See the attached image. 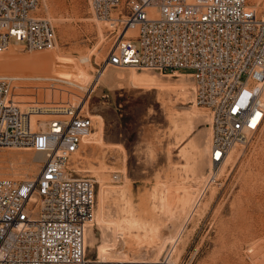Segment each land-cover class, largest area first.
Returning <instances> with one entry per match:
<instances>
[{"label": "built area", "instance_id": "obj_1", "mask_svg": "<svg viewBox=\"0 0 264 264\" xmlns=\"http://www.w3.org/2000/svg\"><path fill=\"white\" fill-rule=\"evenodd\" d=\"M88 2L98 20L111 22L113 34L89 79L0 74V147L43 155L34 177L0 178V264H170L167 251L155 261L123 262L86 250L96 182L76 164L93 130L88 104L108 67L171 74L190 68L194 102L210 113L212 162L264 123V17L248 0ZM38 5L0 0V52L11 44L26 50L54 45V25ZM28 87L59 92L22 100ZM120 177L112 172L113 180Z\"/></svg>", "mask_w": 264, "mask_h": 264}, {"label": "rangeland", "instance_id": "obj_2", "mask_svg": "<svg viewBox=\"0 0 264 264\" xmlns=\"http://www.w3.org/2000/svg\"><path fill=\"white\" fill-rule=\"evenodd\" d=\"M248 2L260 16H264V0ZM37 12L54 25L61 53L78 56L91 51L90 62L79 65L80 71L77 72L67 70L60 65L61 62L50 68H23L15 65L16 62L30 55L44 54L56 59V54L51 48L26 50L12 45L0 52V74L59 75L79 81L89 79L113 41L108 21L96 18L88 0H39ZM51 15L60 17V24L53 21ZM71 56L60 60L72 62ZM129 71L108 67L100 76L88 104V114H99L103 119L105 142L117 145L103 149L104 156L101 157L102 152L95 144L84 143L82 148H87L88 154L85 155L92 156L91 161L86 163L82 156L81 163L76 164L81 175L94 179L95 172L89 166L104 165L106 171L102 181L107 191L106 215L111 218L126 216L127 207L122 199H127L135 209L134 215L141 218L142 212L153 203V190L158 194L166 189L174 192L176 197L171 208L178 209L181 205L177 198L187 187L191 192L190 200L194 202L191 207L176 210L177 217L171 220H167L161 207L154 216L155 221L165 220L167 223L161 231L163 236L178 238L175 252L169 260L177 256L179 264H264V123L256 134L234 144L236 158L233 163L226 164L220 171L218 165L210 167L209 160L201 167L198 163L202 154L190 150L191 142L198 131L211 132L210 119H195L189 123L183 117L191 105L186 98L165 89L133 87L128 81ZM181 71L192 70L182 68ZM120 72L124 78H119ZM136 72L143 78L163 84L178 81L177 76H168L171 74L168 71ZM45 96L52 99L54 95ZM38 98L41 99L40 96ZM49 102L51 100L44 104ZM197 109L209 115L206 108L197 105ZM91 118L94 122L92 131H95L97 120ZM42 162L43 155L32 149L0 147V178L21 180L31 177L38 173ZM114 171L121 174L117 181L112 178ZM111 184L117 188H107ZM98 187L99 181L95 185L96 195ZM212 189L214 193L210 197ZM154 200L159 204L157 199ZM93 231L96 243L101 238V229L95 225ZM143 244L135 254L141 260L152 259L156 246L149 244L148 240ZM126 245L118 243L115 250H127L133 242ZM87 249L90 256L97 255L95 249ZM169 249L168 243L159 257Z\"/></svg>", "mask_w": 264, "mask_h": 264}, {"label": "bare ground", "instance_id": "obj_3", "mask_svg": "<svg viewBox=\"0 0 264 264\" xmlns=\"http://www.w3.org/2000/svg\"><path fill=\"white\" fill-rule=\"evenodd\" d=\"M51 18L53 21H56L58 23L61 21L59 19L60 17L57 18L51 15ZM108 24L110 25L111 22L108 21ZM62 28L63 27H61V29ZM12 45L18 46L16 44H11L10 46ZM18 47L23 49L21 46H18ZM50 48L56 54V59H51L49 56L44 55V54L34 55V56L30 55L16 62L15 65H18L23 68L25 67H38V68L49 67L50 68V67L56 66V64L61 62L60 65L66 67L67 70L77 72L79 70V65L81 66V64L83 63L86 65L88 64V62H90V52L91 51L86 54H81L78 56H71L68 54L65 55L61 53L58 50V44L56 42ZM30 50H43V49H30ZM70 56L71 58H73L72 62L71 60L65 61V62L60 60L64 58H70ZM136 71L137 70L130 69L129 74H128V81L133 87L165 89L168 92L173 91L174 94L179 97L186 98L187 99L186 102L191 103V105L188 109H186L185 113L183 114V117L186 120H188L189 123L191 124L193 123L195 119H197L198 121L202 119L203 120L210 119L209 118L210 113L208 110L207 111L209 115H207L204 112L198 111L197 109V105L194 102V82L190 80V74L186 72H182V71H176L174 74H168V76H177L178 81H173V82L170 81V82H166L163 84L151 78H148V79L143 78L142 76L138 75ZM118 76L119 78L125 77L122 72H120ZM19 77L25 79V78H30V75L28 76L19 75ZM49 78H53V77L49 76ZM190 85H191V90H190ZM33 88L34 87L26 88L25 94H21V97H23V99L26 100V99H30L32 95L34 96L38 92H40V94H43V95H55L59 92L56 90L54 91V90H49V89L45 90L43 88H38V89H33ZM42 106H48V104H42ZM90 115L96 118L97 127L95 131H92L90 133V135L86 138L84 143L95 144L99 148V150L102 152L100 156L103 157L104 156V151H102L103 149H107L108 147H115V145L117 144H109L105 142L104 133H103L104 131H103L102 117L99 114L90 113ZM175 126H177V123H175ZM210 136H211V132L209 131H206L204 129L198 131L194 135V137H192L193 139L191 142L190 150L194 152L196 151L198 152V154L199 153L202 154L201 156L202 159L200 160V163H198L201 167L210 161L208 163L210 167H213L212 165H218L217 169L220 171L224 169L226 164L234 162L236 158L235 157L236 146L235 145L230 146L227 150L226 155L219 162H212L210 160ZM21 148L29 149L27 147H21ZM84 158H85V161L87 162V161H91L90 159L92 158V156L84 155ZM89 169L95 172V175H96L95 182L97 183L99 181V187H98L99 189L95 197L96 207L94 209V214H93V223L87 228V231H86V250H88L87 248L95 249L97 256L100 257L102 260H110V261L119 260L123 262H129L132 260H141V257H138L135 254V251L139 249L142 245H144L143 244L144 241L148 240L149 244L156 246L155 247L156 252L154 253L153 258L149 259L148 261H155L157 257H159V254L161 253V251L165 249V246L168 243L170 244V249H169V252H167V254L168 253L169 255L174 254L175 247L178 242L177 241L178 238L176 236L175 237L163 236L161 231L163 230L164 227H166L167 223L165 222V220L155 221L154 216L157 214L159 207H161V210L167 216V220H171L177 217V213H175L176 210L186 209V208L191 207L194 202L190 200L191 192L188 190V188L184 187L182 194H180L179 197L177 198L178 202H180V205H181L178 209L171 208L172 202L174 198L176 197V194L174 192L166 189L164 193L161 192L158 194L156 190H153L152 192L153 203H151L147 207V209H145V211L142 212L141 218H138L134 215L135 209L132 206L131 202L128 201L127 199H122L123 203L127 207V210H126L127 215L123 217L111 218L106 215L105 207H104L107 191L104 190V186H103L104 183L102 179L104 175L103 172H105L106 169L103 164H99L97 166H89ZM35 175L31 177H34ZM124 178H126V176ZM107 188L114 189V188H117V186L111 184V185H107ZM213 193H214V190L212 189L210 191V197L213 195ZM154 199H157V203L159 204H156ZM95 225L101 229V238L96 243L94 242L95 235L93 231V226ZM130 242H133V245H130L127 250L123 248L119 250H115L117 248L118 243L125 247L127 246L126 243L129 244ZM170 264H179V261L177 260V256L170 259Z\"/></svg>", "mask_w": 264, "mask_h": 264}, {"label": "crops", "instance_id": "obj_4", "mask_svg": "<svg viewBox=\"0 0 264 264\" xmlns=\"http://www.w3.org/2000/svg\"><path fill=\"white\" fill-rule=\"evenodd\" d=\"M93 129H94V125H93ZM85 154H88L87 153V148H82V152L79 154V160H78V163L80 164L81 163V160L83 159L82 156L84 157ZM87 163V162H86Z\"/></svg>", "mask_w": 264, "mask_h": 264}]
</instances>
